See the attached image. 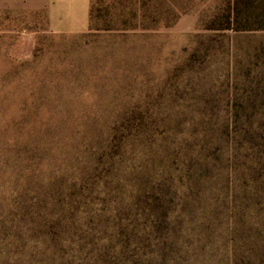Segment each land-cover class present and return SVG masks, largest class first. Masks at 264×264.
Segmentation results:
<instances>
[{
    "label": "rangeland",
    "instance_id": "374dc122",
    "mask_svg": "<svg viewBox=\"0 0 264 264\" xmlns=\"http://www.w3.org/2000/svg\"><path fill=\"white\" fill-rule=\"evenodd\" d=\"M233 1L59 35L0 0V264H264V0Z\"/></svg>",
    "mask_w": 264,
    "mask_h": 264
},
{
    "label": "crops",
    "instance_id": "0c3cea01",
    "mask_svg": "<svg viewBox=\"0 0 264 264\" xmlns=\"http://www.w3.org/2000/svg\"><path fill=\"white\" fill-rule=\"evenodd\" d=\"M92 0H3V13L31 14L47 34L85 33L91 24ZM28 25L25 29H31ZM32 34L29 33L31 37Z\"/></svg>",
    "mask_w": 264,
    "mask_h": 264
},
{
    "label": "trees",
    "instance_id": "16d2710c",
    "mask_svg": "<svg viewBox=\"0 0 264 264\" xmlns=\"http://www.w3.org/2000/svg\"><path fill=\"white\" fill-rule=\"evenodd\" d=\"M254 3H256V0H234L231 2L225 18V23H221L219 27L222 29H245V26L240 22L245 18L247 10L251 5H254Z\"/></svg>",
    "mask_w": 264,
    "mask_h": 264
}]
</instances>
